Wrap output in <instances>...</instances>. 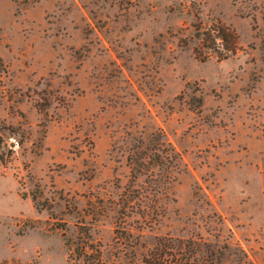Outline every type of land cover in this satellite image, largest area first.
Wrapping results in <instances>:
<instances>
[{"label":"rangeland","instance_id":"obj_1","mask_svg":"<svg viewBox=\"0 0 264 264\" xmlns=\"http://www.w3.org/2000/svg\"><path fill=\"white\" fill-rule=\"evenodd\" d=\"M157 242L264 264V0H0V264Z\"/></svg>","mask_w":264,"mask_h":264},{"label":"trees","instance_id":"obj_2","mask_svg":"<svg viewBox=\"0 0 264 264\" xmlns=\"http://www.w3.org/2000/svg\"><path fill=\"white\" fill-rule=\"evenodd\" d=\"M207 38L211 42L212 46H216L217 44H221L224 46L225 51H233L234 50V43H235V34L233 31L229 30L224 26H216L215 28L212 27L205 32ZM200 33H198L199 35ZM218 40V42H216ZM229 43L231 45H225V43ZM216 48V47H215ZM227 53H223L220 57H224ZM133 154V155H132ZM128 155L127 161L130 163V182L139 174L141 171V167L144 166V158L145 156L141 155L140 153H132ZM33 199V196H32ZM178 246L175 245L174 250H177ZM187 248V246H186ZM173 246L167 248L165 244L161 242H157L148 252L147 257L145 259V264H192V258L196 257L195 252L191 251L187 256L181 257L180 261H176L173 259L176 254H181L176 251L174 253ZM196 250V249H195ZM97 252V250H95ZM184 254V253H183ZM201 257L205 260L206 258L208 264L212 262H216V255H213L211 250L204 249L202 251ZM82 262L84 264H105L100 257H98V253L90 259L85 260L82 258Z\"/></svg>","mask_w":264,"mask_h":264}]
</instances>
